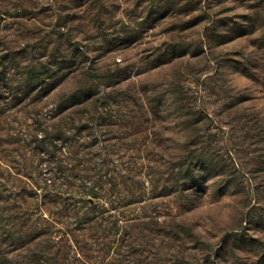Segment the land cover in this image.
I'll return each mask as SVG.
<instances>
[{
	"label": "rangeland",
	"instance_id": "rangeland-1",
	"mask_svg": "<svg viewBox=\"0 0 264 264\" xmlns=\"http://www.w3.org/2000/svg\"><path fill=\"white\" fill-rule=\"evenodd\" d=\"M28 6L23 18L0 14L10 48L58 58L77 47L81 55L26 101L7 104L16 115L10 132L23 135L35 116L48 118L54 101L89 82L100 109H135L152 120L147 137L133 141L153 147L157 154L149 159L172 179L163 188L158 178L153 198L136 208L141 219L120 222V241L97 261L264 264V0H30ZM151 104L160 110L153 113ZM67 243L69 254L79 256L69 237Z\"/></svg>",
	"mask_w": 264,
	"mask_h": 264
},
{
	"label": "trees",
	"instance_id": "trees-1",
	"mask_svg": "<svg viewBox=\"0 0 264 264\" xmlns=\"http://www.w3.org/2000/svg\"><path fill=\"white\" fill-rule=\"evenodd\" d=\"M4 1V18L31 14L30 0ZM9 37L0 35V139L7 144L0 149V264H101L110 244L120 241V222L141 219L136 208L153 198L158 178L163 188L172 180L149 159L157 154L153 147L133 141L147 137L152 120L135 109H100L87 82L54 101L48 118L35 116L23 135L10 132L16 120L10 109L74 66L81 52L74 47L54 58L22 45L10 48ZM143 105L137 104L147 114ZM68 237L79 256L69 254Z\"/></svg>",
	"mask_w": 264,
	"mask_h": 264
}]
</instances>
